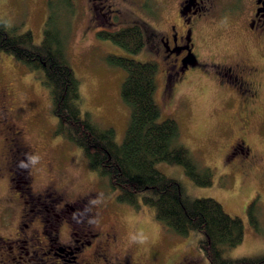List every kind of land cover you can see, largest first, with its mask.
Listing matches in <instances>:
<instances>
[{"label":"rangeland","instance_id":"rangeland-1","mask_svg":"<svg viewBox=\"0 0 264 264\" xmlns=\"http://www.w3.org/2000/svg\"><path fill=\"white\" fill-rule=\"evenodd\" d=\"M77 6V10L81 11L82 0L77 1ZM61 8L58 9L60 19L68 22L67 11ZM174 8L172 1L166 5L161 0H143V4L134 7V14L151 24L155 22L158 11L167 17ZM221 8L227 9L215 7L209 21L203 24L201 33L208 47L207 53L222 55L225 59L235 53L251 54L259 59L258 52L248 47L245 49L241 36L220 18L219 12L224 11ZM47 9L46 0H0V18L9 25H15L18 31L29 29L35 42L42 37ZM83 21L80 16H74L66 41L68 60L79 80L81 112H88L91 120L101 126L112 127L115 141L120 142L129 118V106L120 93L125 70L107 63L105 55L114 53L141 61L150 59L143 47L137 52L126 51L108 39H98L91 32H84ZM118 25H111L108 30L117 29ZM155 64L154 98L159 106V119L172 117L177 121L180 141L200 165L212 168V181L209 185L195 184L178 163L157 161L155 166L164 174L176 178L186 195L213 197L229 214L242 220L243 237L236 245L226 248L224 256L237 258L264 254V83L259 98L253 103L254 110L246 135L257 163L248 174H244L239 168L231 166L226 157L229 144L238 131L230 114L236 106L235 96L227 97L224 95L227 90L200 73L182 83L176 96L169 99L162 85L163 64ZM3 86L10 87L13 97L8 95L12 100L11 121L25 128L29 141L37 146L40 153L42 171L35 181V189H39L47 177V157L57 153L54 139L68 156V162H63L65 172L58 181L59 186L71 187L77 194L101 184L102 189L109 190L116 197V190L107 186L106 177L101 178L89 168L83 149L55 131L57 117L51 112L49 89L42 83L41 76L6 52H0V87ZM241 143L238 142V151L244 150ZM87 178L92 179L91 185L86 184ZM71 194L67 193L69 199H77L74 193ZM252 200L257 210L259 230H255L247 218V205ZM105 207L113 213L117 211V214H109L112 217L104 225L114 223L122 242L136 246L137 256H144L150 250L154 254H163L167 261L186 254L196 259L198 264H209L197 246L199 233L196 230L186 235L172 233L154 217L152 208L143 204L135 210L132 205L115 200ZM10 231L12 226L3 234Z\"/></svg>","mask_w":264,"mask_h":264},{"label":"flooded vegetation","instance_id":"flooded-vegetation-1","mask_svg":"<svg viewBox=\"0 0 264 264\" xmlns=\"http://www.w3.org/2000/svg\"><path fill=\"white\" fill-rule=\"evenodd\" d=\"M73 1L77 6L78 0ZM161 1L166 5L172 1L173 13L164 17L158 11L151 24L134 14V7L143 0H82V10H76L74 16L84 19V32L96 37L111 25L119 24L120 29L142 20L143 48L148 59L163 64L162 85L169 99L182 83L200 73L227 90V97L234 95L236 106L230 114L238 131L226 157L231 166L248 174L257 163L246 135L253 103L264 83V0ZM215 7H227L218 15L241 36L245 49L258 52L259 59L251 54L235 53L225 59L207 53L201 31ZM9 89L0 87V264H198L186 254L169 261L150 250L137 256L136 246L122 242L114 223L104 225L112 217L109 214H117L105 207L117 201L109 190L96 183L76 194L73 188L58 185L68 156L54 139L57 153L47 157V177L35 189L42 171L40 153L25 128L11 121ZM241 139L244 150L238 151ZM87 179L86 184L91 185L92 179ZM97 181L100 183L99 178ZM68 192L77 199H69ZM11 226L12 231L3 234Z\"/></svg>","mask_w":264,"mask_h":264},{"label":"trees","instance_id":"trees-1","mask_svg":"<svg viewBox=\"0 0 264 264\" xmlns=\"http://www.w3.org/2000/svg\"><path fill=\"white\" fill-rule=\"evenodd\" d=\"M46 4L47 16L39 42L34 41L29 29L18 31L15 25L0 18V52L11 54L41 76L49 89L51 112L57 117L55 131L83 149L89 168L106 177L107 186L116 190L117 201L135 209L142 204L152 208L154 217L172 233L186 235L196 230L197 246L209 264H264V254L224 256L226 248L241 241L242 220L229 214L213 197L186 195L176 178L155 166L157 161L178 163L195 184L209 185L212 181V168L200 165L180 141L177 121L172 117L159 119L154 98L155 62L114 53L105 55L107 63L125 70L120 93L129 106V118L123 138L117 142L112 127L101 126L91 120L88 112H81L79 80L66 50L77 6L73 0H46ZM59 8L67 11L68 22L60 19ZM142 26L141 20L102 31L97 37L137 52L143 47ZM253 204L252 200L247 205V218L259 230Z\"/></svg>","mask_w":264,"mask_h":264}]
</instances>
